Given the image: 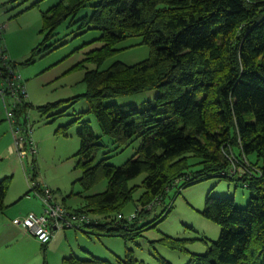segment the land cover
Masks as SVG:
<instances>
[{"label": "trees", "instance_id": "16d2710c", "mask_svg": "<svg viewBox=\"0 0 264 264\" xmlns=\"http://www.w3.org/2000/svg\"><path fill=\"white\" fill-rule=\"evenodd\" d=\"M90 1L64 0L43 12L44 40ZM93 8L91 17L83 18L102 31L104 44L89 51L84 62L99 66L119 50L118 43L135 35L142 36L151 53L136 64L116 61L105 70H87L86 92L71 99L89 102L86 111L60 129L66 133L81 126L75 154L83 171L80 183L89 190L108 181L105 191L85 195V205L77 209L99 215L87 227L108 232L123 227L134 233L116 215L133 197L130 180L142 173V208L134 218L149 211L176 180L187 178V185L210 176L239 179L249 189L247 206H238L232 196L206 197L202 213L222 229L207 252L192 255L191 263L264 264V0H96ZM155 89L159 94L143 107L104 103ZM31 107L25 102L17 115L25 116ZM89 114L118 146L141 139L124 164L96 161L105 146L86 119ZM10 183L9 177L0 180V211L6 208ZM105 262L71 255L62 264Z\"/></svg>", "mask_w": 264, "mask_h": 264}, {"label": "rangeland", "instance_id": "374dc122", "mask_svg": "<svg viewBox=\"0 0 264 264\" xmlns=\"http://www.w3.org/2000/svg\"><path fill=\"white\" fill-rule=\"evenodd\" d=\"M60 1L64 0H0V22L5 24L4 42L27 85L28 102L32 104L27 116L38 145L37 154L25 158L24 163L11 151L9 144L13 145L14 136L4 101L0 98V180L9 177L11 183L6 202H14L30 191L31 180L27 175L33 174L34 164L37 179L49 185L58 200H66L68 206L77 210L85 205V195L105 191L108 181L103 179L89 190L80 183L83 171L77 166L75 154L81 145L78 134L81 126L76 124L66 133L60 129L74 120L78 112L86 111L89 102L82 98L72 103L71 99L86 92L87 70H105L116 61L136 64L149 57L151 48L143 43L142 36H130L118 43L119 50L99 66L84 62L89 51L104 44L100 38L102 31L92 22L85 23L83 18L91 17L96 0H91L78 14L64 20L54 35L44 40L42 14ZM83 62L85 66H78ZM158 94L159 90L155 89L108 98L104 103L143 107L145 101H153ZM58 102L59 106H51L47 112L40 109ZM86 119L94 131L102 135L101 142L105 146L97 153L96 161L105 158L107 163L120 166L141 144V139H135L128 145L118 146L112 137L103 134L94 114H89ZM249 158L254 161L257 157L250 155ZM145 176L142 173L130 180L133 197L116 215L118 220L125 218L124 225H132L134 233L123 227L115 232L98 231L92 226L61 228L54 238V246L49 245L46 249L40 242L22 239L15 254L17 261L62 264L64 257L75 255L81 259L95 256L105 260L103 264H162V260L171 264H192V255L207 252L211 242L218 240L222 229L220 224L203 215L206 197L209 194L232 196L241 207L247 206L249 201V189L239 179L210 176L186 185L188 179L183 178L176 180L152 209L147 207L149 211L132 218L142 208L139 199L145 190ZM34 194L32 191V197ZM20 203L34 212L37 211L33 208H39L35 197L29 203ZM91 216L99 217L93 213ZM137 229H141L140 233H136ZM124 232L129 235L125 236Z\"/></svg>", "mask_w": 264, "mask_h": 264}, {"label": "built area", "instance_id": "2783aa9c", "mask_svg": "<svg viewBox=\"0 0 264 264\" xmlns=\"http://www.w3.org/2000/svg\"><path fill=\"white\" fill-rule=\"evenodd\" d=\"M5 24L0 22V98L4 101L7 119L11 123V131L14 136L12 152L18 155L22 163L30 155L35 156L38 145L33 136V128L25 116L17 115L19 107L28 102V89L22 75L17 71L16 63L12 60L8 48L4 42ZM237 168L233 166L232 169ZM33 174L27 175L31 180V192L34 191L43 201V212L31 213L21 217L19 223L42 244H48L54 237L57 229L77 228L83 229L92 222L90 213L71 210L60 202L55 191L44 182L37 179L38 171L32 166ZM231 169V170H232ZM159 201V200H157ZM157 201L148 207L152 209ZM136 215L134 214L132 218Z\"/></svg>", "mask_w": 264, "mask_h": 264}, {"label": "crops", "instance_id": "0c3cea01", "mask_svg": "<svg viewBox=\"0 0 264 264\" xmlns=\"http://www.w3.org/2000/svg\"><path fill=\"white\" fill-rule=\"evenodd\" d=\"M12 60H13V58H12ZM14 63H16V62L14 61ZM10 145H11V143L9 144V147L12 151V145L11 146ZM9 190H10V188H9ZM9 190H8V193H7L6 198H5L6 208L3 211H0V264H24V262L19 263L17 261V257L15 256L16 252H18V250H19L18 245H19L20 241L22 239H27V240L32 241V242H40V241L36 237L32 236L19 223L18 219H20L21 217L26 216L30 213L42 212V210H43L42 206L44 208V205H43L42 199L38 195L34 194L33 197L31 194L27 195L29 193V191L24 192V194L21 197H19L18 199L16 198L17 200H14V202H11V201L6 202L7 196L9 194ZM34 197L39 201V208H37V209L33 208L37 212L32 211V208L30 210H27L25 205H23V203H20V202L29 203L32 201V199H34ZM56 197H57V194H56ZM57 199H58V197H57ZM60 202H62L69 209L76 210V209H73L70 206H68L66 203V200L60 201ZM14 206H17V207L14 208ZM58 230L59 229L56 230L54 237L51 239V241L48 244H42L40 242L43 249H46L49 245H50V247L54 246V244L56 242V239H54V238H56V236L58 234Z\"/></svg>", "mask_w": 264, "mask_h": 264}]
</instances>
